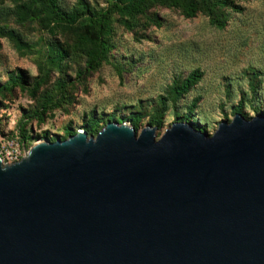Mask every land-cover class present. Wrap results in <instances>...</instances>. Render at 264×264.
Wrapping results in <instances>:
<instances>
[{
	"label": "water",
	"instance_id": "1",
	"mask_svg": "<svg viewBox=\"0 0 264 264\" xmlns=\"http://www.w3.org/2000/svg\"><path fill=\"white\" fill-rule=\"evenodd\" d=\"M106 122L0 162V264H264V116Z\"/></svg>",
	"mask_w": 264,
	"mask_h": 264
},
{
	"label": "rangeland",
	"instance_id": "2",
	"mask_svg": "<svg viewBox=\"0 0 264 264\" xmlns=\"http://www.w3.org/2000/svg\"><path fill=\"white\" fill-rule=\"evenodd\" d=\"M0 0V162L37 141L94 136L133 117L155 139L173 122L211 135L264 116V0ZM116 6L117 8L113 7ZM111 10L99 49L96 23ZM97 50L101 59L87 66ZM191 71L197 80L176 88ZM44 106L45 110L41 107Z\"/></svg>",
	"mask_w": 264,
	"mask_h": 264
},
{
	"label": "trees",
	"instance_id": "3",
	"mask_svg": "<svg viewBox=\"0 0 264 264\" xmlns=\"http://www.w3.org/2000/svg\"><path fill=\"white\" fill-rule=\"evenodd\" d=\"M40 1L43 3L44 7L47 10H49L51 13H53L55 16H57L60 19H65L66 21L72 23L77 18L75 15H73V13H67L64 10H62L58 5L57 0H40ZM138 5H139V0H133V1L126 3L124 6H125V9H128V8L136 9V7ZM113 7L117 8L115 5ZM110 10H111V7L107 8L105 13L100 17L99 21L96 23V28H97L96 38L98 39V45L100 46L99 49H101L103 47L99 38L103 34L105 23H106V20L108 19V15H109ZM101 56H102L101 50H97V52L94 54V56L90 60L87 61V66L92 69L98 63V61L101 59ZM196 80H197L196 72L191 71L181 81V83L176 88V90L179 89L180 91H184L185 89H187V87L189 85L194 83ZM41 109L45 110V107L42 106ZM119 120L123 121V119H119ZM127 120L130 122V124L135 129L136 128L135 119L133 117H130Z\"/></svg>",
	"mask_w": 264,
	"mask_h": 264
}]
</instances>
